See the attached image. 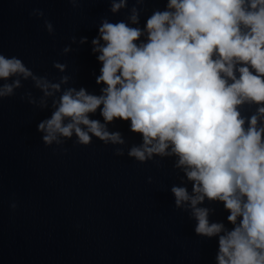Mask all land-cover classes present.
<instances>
[{"label":"clouds","instance_id":"obj_1","mask_svg":"<svg viewBox=\"0 0 264 264\" xmlns=\"http://www.w3.org/2000/svg\"><path fill=\"white\" fill-rule=\"evenodd\" d=\"M77 2L71 0L73 7ZM142 4L136 0L128 23L103 18L91 41L101 64L99 95L64 87L68 75L50 80L0 54V100L31 80L42 95L37 101L28 92V102L43 110L51 101L50 118L37 125L46 146L73 136L83 146L93 137L124 145L108 125L130 121L142 143L128 156L141 163L175 158L173 167L191 183V192L172 186L175 206L189 211L198 236L218 239L216 264H264V0H167L139 27ZM126 7L127 0L110 2L112 13ZM30 16L45 13L33 9ZM43 22L54 35L53 24ZM53 67L63 73L67 65L54 61ZM244 107L255 111L248 115ZM97 109L103 123L89 116ZM114 154L123 156L124 149ZM206 200L223 203L231 228L210 222L214 209L201 206Z\"/></svg>","mask_w":264,"mask_h":264}]
</instances>
